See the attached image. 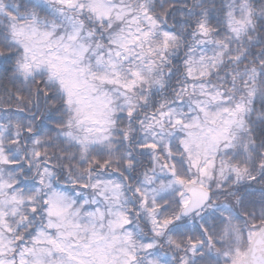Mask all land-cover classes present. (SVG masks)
Here are the masks:
<instances>
[{"label": "snow or ice", "instance_id": "1", "mask_svg": "<svg viewBox=\"0 0 264 264\" xmlns=\"http://www.w3.org/2000/svg\"><path fill=\"white\" fill-rule=\"evenodd\" d=\"M0 264H264V0H0Z\"/></svg>", "mask_w": 264, "mask_h": 264}]
</instances>
